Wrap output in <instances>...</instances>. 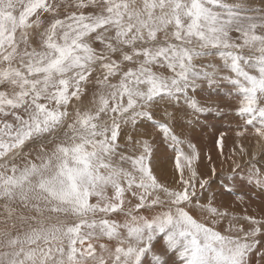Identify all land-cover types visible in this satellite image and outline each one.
<instances>
[{
	"label": "snow or ice",
	"instance_id": "snow-or-ice-1",
	"mask_svg": "<svg viewBox=\"0 0 264 264\" xmlns=\"http://www.w3.org/2000/svg\"><path fill=\"white\" fill-rule=\"evenodd\" d=\"M221 82L264 191V4L0 0V264H264V214L206 196L172 126ZM143 122L174 152L171 185L155 138L125 131Z\"/></svg>",
	"mask_w": 264,
	"mask_h": 264
},
{
	"label": "rangeland",
	"instance_id": "rangeland-1",
	"mask_svg": "<svg viewBox=\"0 0 264 264\" xmlns=\"http://www.w3.org/2000/svg\"><path fill=\"white\" fill-rule=\"evenodd\" d=\"M251 2L264 4V0ZM230 87L226 82L211 88L205 84L197 99L207 102L206 106L212 110L198 114L189 111L186 116L180 113L172 126L181 139L196 146L200 155L198 170L205 178L211 177V185L204 194L209 197L214 195L217 202L238 214L247 210L249 214L259 216L264 214V191L249 179L247 169L250 154L259 151L258 138L251 127L245 130L244 118L236 111L238 101L229 94ZM125 131L137 139L155 138L154 170L162 182L173 184L176 175L174 152L163 141L158 129L151 127L150 122H143L135 127L129 125ZM180 147L188 151L187 143ZM241 148L245 152H241ZM213 166L216 168L214 176L211 173ZM240 196L242 201L237 199ZM173 258L177 259L176 256Z\"/></svg>",
	"mask_w": 264,
	"mask_h": 264
},
{
	"label": "bare ground",
	"instance_id": "bare-ground-1",
	"mask_svg": "<svg viewBox=\"0 0 264 264\" xmlns=\"http://www.w3.org/2000/svg\"><path fill=\"white\" fill-rule=\"evenodd\" d=\"M257 147L259 148V145ZM248 214H249V212H248ZM176 258H177L176 260H178V257H176ZM172 259H174V258L172 257Z\"/></svg>",
	"mask_w": 264,
	"mask_h": 264
}]
</instances>
